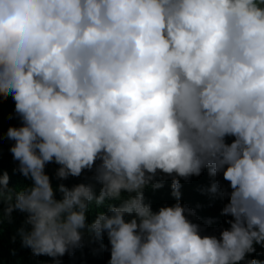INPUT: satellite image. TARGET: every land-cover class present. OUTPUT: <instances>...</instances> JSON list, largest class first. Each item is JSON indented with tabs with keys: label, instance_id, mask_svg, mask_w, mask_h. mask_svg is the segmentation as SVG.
Returning a JSON list of instances; mask_svg holds the SVG:
<instances>
[{
	"label": "clouds",
	"instance_id": "clouds-1",
	"mask_svg": "<svg viewBox=\"0 0 264 264\" xmlns=\"http://www.w3.org/2000/svg\"><path fill=\"white\" fill-rule=\"evenodd\" d=\"M9 95L10 152L32 183L13 193L0 174V201L27 214L33 254L61 257L85 231L107 235L108 264H239L264 246V0H0ZM52 162L61 180L95 168L99 194L54 188ZM205 168L229 183L219 237L180 203L177 177ZM158 170L176 203L154 211ZM93 204L108 211L88 223Z\"/></svg>",
	"mask_w": 264,
	"mask_h": 264
},
{
	"label": "trees",
	"instance_id": "trees-1",
	"mask_svg": "<svg viewBox=\"0 0 264 264\" xmlns=\"http://www.w3.org/2000/svg\"><path fill=\"white\" fill-rule=\"evenodd\" d=\"M15 102L9 95L0 97V174L6 173L9 177V189L15 193L30 185L32 181L24 177L19 171L18 161L13 159L10 147L14 141L7 137V130L10 126H20L21 120L15 113ZM233 137H226V142H231ZM99 161H97V164ZM59 165L55 162L48 163L45 167L54 188L60 183H64L71 188L74 185L84 183L93 185L94 192L98 195L101 184L95 180V168L85 169L79 177L69 176L61 180L56 177V170ZM174 175V174H173ZM180 180V203L192 209L195 215L188 218L200 226L201 235H216L219 237L220 231L230 227L226 222L231 217L222 214V209L228 202L226 196L221 195L223 189L229 188V183L223 180L222 173L216 176L209 175L207 168L203 169L199 176H191L187 179L177 177ZM156 181L162 182V187L153 188L148 185L144 189L145 203L150 204L156 211L165 205L176 203V197L172 195L171 183L173 176L167 175L158 170ZM214 183L218 184L216 193L211 191ZM56 198L61 194L56 191ZM127 196V193H122ZM14 202V200H13ZM10 201L5 196L0 201V264H108L110 260V244L105 234L102 239L95 238L91 233L85 231L80 247L70 250L63 256L53 258L47 255H35L30 247L23 243L22 232H27L30 225L26 224L27 214L14 209L11 213L7 212ZM119 205L120 201H112ZM107 212V205L90 207L87 214V221L91 223L98 212ZM187 215V213H186ZM126 218H128L126 216ZM255 251L247 253L245 259L239 264H247L248 260L255 259L264 264V246L254 243Z\"/></svg>",
	"mask_w": 264,
	"mask_h": 264
}]
</instances>
